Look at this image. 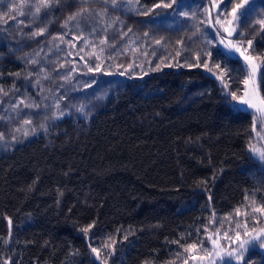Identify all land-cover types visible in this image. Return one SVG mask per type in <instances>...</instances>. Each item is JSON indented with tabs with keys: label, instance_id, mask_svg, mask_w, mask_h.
I'll use <instances>...</instances> for the list:
<instances>
[{
	"label": "trees",
	"instance_id": "1",
	"mask_svg": "<svg viewBox=\"0 0 264 264\" xmlns=\"http://www.w3.org/2000/svg\"><path fill=\"white\" fill-rule=\"evenodd\" d=\"M161 2L127 6L117 0L119 11L104 0H88V22L99 19L98 10L115 19L104 34L82 26L80 16L64 26L81 0H60L39 18L28 14L35 0H0V86L9 91L0 93L6 138L0 141V264H102L89 245L112 241L108 264H183L191 254L181 245L202 239L210 248L206 237L215 238L217 228L221 236H234L229 229L245 219L236 208L247 211L253 199L264 206V160L249 150L255 115L236 112L235 101L226 103L220 80L203 66H188L197 63V53L202 64L203 53L211 52L209 67L220 63L223 69L227 62L236 89L244 78L241 61L217 54L216 30L200 23L205 0L154 7ZM250 2L255 25L264 17V0ZM145 9L152 11L140 14ZM41 27L45 32L33 36ZM258 29L244 28L241 41L255 37L253 54L264 53ZM239 32L237 27L235 42ZM96 65L99 71H88ZM257 82L264 95L259 74ZM21 99L40 107L13 112ZM24 119L32 124L23 125ZM213 212L216 222L210 223ZM93 223L87 234L81 231ZM255 226L264 227V217ZM248 247L243 264H264V251ZM194 254L203 252L198 247Z\"/></svg>",
	"mask_w": 264,
	"mask_h": 264
},
{
	"label": "snow or ice",
	"instance_id": "2",
	"mask_svg": "<svg viewBox=\"0 0 264 264\" xmlns=\"http://www.w3.org/2000/svg\"><path fill=\"white\" fill-rule=\"evenodd\" d=\"M60 3V0H35V3L31 4L29 6V12L28 14L32 17L39 18L40 13L42 10L44 11L45 17L48 15V11L52 9L53 6H58ZM88 3V0H81V7L79 11L73 13L68 17V19L65 21V27H67L68 23L70 21L76 20L78 16L84 17L85 19L91 18V12L90 9L85 7ZM105 4L110 3L113 8L117 7V0H104ZM124 3L127 6H134L139 4V0H124ZM176 3V0H170V2H162L154 4V7H164V8H172L173 5ZM206 7L203 8L204 13V20H201V24H206L207 27L215 29V35L221 37L219 39V44L223 46V49H228L227 52H225L223 49L218 50V55H223L226 58V61L231 58V56L234 53H239V56L243 58L244 63L241 65V68L239 69L240 72L244 74V78L238 82L237 88L232 89L230 87L229 81L233 80V77L228 76V69H227V62L225 63L224 68H221L220 63H214L212 67H209V58L212 56L211 52H204L203 53V63H200L201 56L199 53L196 54V61L197 63L188 65L189 67H201L203 66L209 73H212L213 76H215L217 79L220 80L221 84L223 85V89L225 91V99L226 103H230L231 101L236 102L235 111L236 112H243L247 111L248 109L254 110L256 114V119H258L261 124H264V95L260 94L259 91V85L257 82L258 74H259V80L260 82H264V73H261V68L264 67V53H255L253 54L250 52L252 50L253 46V38L247 39L246 45L241 43L243 41L244 36V28L248 26H252L255 28V25H259V32H264V17L258 19L255 21V25L252 24V21L250 20V16L253 11V4L250 2V0H242L241 3H233V0H205ZM243 9V11H241ZM152 11V9H145L143 15H148L149 12ZM215 11V15H213V12ZM20 15H24L25 13L21 10ZM178 14H182L184 16H188L189 14L187 12H181ZM104 15H106V10L102 12L96 13L97 17L102 18ZM229 16L231 19H229ZM191 18H195L194 16ZM20 23H23V21H20ZM237 27H240V32L237 36V41L234 42L232 39H230L234 33L237 31ZM222 29V32H221ZM199 31V28L197 29ZM94 31V29H93ZM131 31V29H129ZM45 32V28L41 27L38 31L33 32V36L42 35ZM226 34L224 36L223 34ZM126 35V33H125ZM63 41V37L60 38ZM78 39H83V37H78ZM71 46H74L72 44V41H66ZM89 41L85 40V44L87 45ZM101 45L106 43V38L101 39L99 42ZM156 43H160V41H156ZM209 44H211V41H208ZM261 43L264 44V37L261 38ZM114 46V45H113ZM103 51V49H101ZM71 54V53H69ZM179 55V53H177ZM80 59H84V57H80ZM95 59H99V56H96ZM237 62L239 60L237 59ZM32 63H36V61H32ZM170 66V65H169ZM100 66L96 65L94 68L89 67L88 71H99ZM3 73H0V76H2ZM9 75H15L16 77L20 76V73H14ZM123 75V73H121ZM227 76V80L225 77ZM47 78V77H45ZM64 79H69V76H64ZM37 84H39V81H36ZM239 84H243V89H240ZM13 91H19V89L16 88L15 83L12 85ZM238 92L240 93L238 95ZM0 93H2L4 96L9 95V91L5 90L3 86H0ZM0 103H3L2 100H0ZM244 107H239V106ZM23 108H39L40 105L36 103L34 100H27V99H21L16 103L12 104V111L19 113L22 111ZM56 107L58 108L59 105L57 103ZM80 112H84V108L81 107L78 109ZM60 116H63L64 113L60 112ZM59 118V117H57ZM4 117L0 116V120H3ZM256 119L253 121V130H255V123ZM23 125H31L32 120L31 119H24L22 121ZM41 127H44L41 125ZM46 130V129H45ZM14 132H20L21 128H15L13 130ZM35 129H33V132ZM29 133L27 130L23 131V135L27 136ZM256 136L264 141V135H261V133L257 132ZM6 138L2 132H0V141H4ZM12 141H15L17 137L15 135H12L11 137ZM249 150L250 152L256 154L261 160H264V147H257L254 144H249ZM254 196V194H253ZM210 199V198H209ZM247 200L248 197H245ZM247 211H241L240 208L235 209V215L236 216H244L245 219L243 221H236L234 228H230L229 230L234 232V236H229L228 231H225L223 235L221 236L220 229L217 228L215 230V237L212 233H208L207 240L209 241L211 247L210 248H204L203 247V240H199L198 242H193L191 244H188L186 247L184 245H181L183 248L184 253H190V258L193 261H199L201 264L203 262H207V264H232L233 261L239 262V264H243L245 254L249 251V245L258 246L260 248H264V227H256L255 225L260 224V217H264V206H255L254 199L249 201V203L246 205ZM259 214L257 216L256 214ZM252 218V222L254 224V227L251 231H249V221L247 217ZM226 220L231 221V215L228 217H225ZM215 213H212V219L210 220V223H215ZM9 225H11V220L8 221ZM94 227L93 224H89L87 227H84L81 229L82 232L87 234L90 229ZM240 229H243V236L247 237V239H243L241 235ZM207 231V229H205ZM111 240V238H109ZM124 240L128 239V236L125 235L123 237ZM221 241H224L225 243H221ZM254 242H258L257 245H254ZM4 243H8L7 240L4 241ZM173 243H179V241H173ZM235 244L236 247H233L232 245ZM115 241H112L111 243H103L99 247L89 245L91 249V253L94 254L96 260H101L102 264H108V259L114 254L115 252ZM199 249L203 252V255L197 256L194 253ZM104 250V256H101V250ZM179 257V253L177 254ZM6 264H10V261H6ZM145 264H148L146 261ZM183 264H188V259H183Z\"/></svg>",
	"mask_w": 264,
	"mask_h": 264
},
{
	"label": "rangeland",
	"instance_id": "3",
	"mask_svg": "<svg viewBox=\"0 0 264 264\" xmlns=\"http://www.w3.org/2000/svg\"><path fill=\"white\" fill-rule=\"evenodd\" d=\"M109 5H110V8H113L112 6H111V4L109 3ZM121 8L123 9V12H127V7H125L124 5H122L121 6ZM113 9H117V10H119V11H122L121 9H119L118 7H116V8H113ZM98 12H102V11H100V10H98L97 11V13ZM213 15H215V11L213 12ZM99 19H97V20H93V21H90V22H88L87 21V19H85V21L83 22V25H82V22H81V25L82 26H84L85 28L87 27V29H89L91 32L93 31V29H94V31L95 32H100V33H104V34H106L112 27H113V25H114V17H113V15H111V14H109V13H107L106 12V15H104L102 18H100V17H98ZM229 19H231V17H229ZM118 22V21H117ZM121 22V21H120ZM123 24V22H121V25ZM119 27V26H118ZM121 27V26H120ZM119 29H121V28H119ZM119 29H117L116 30V32L119 34V35H121V34H125L126 32L124 31H120ZM85 34V33H84ZM86 35V34H85ZM85 35H82V37H83V39H85ZM224 36H226V34H224ZM221 37H218V40H217V44H218V46L221 48V49H223V46L222 45H220L219 44V39H220ZM132 38L129 36V35H127V40H131ZM230 39H232V37L230 38ZM233 40V39H232ZM234 41V40H233ZM235 42V41H234ZM80 44H82V43H80ZM225 52H227L228 51V49H223ZM232 57H235V58H238L240 61H241V63L243 64L244 63V61H243V58L242 57H240L239 56V53H234L233 55H232ZM257 80H258V78H257ZM237 106V105H236ZM239 107H244V106H239ZM248 111H250V112H252L254 115H255V119H256V114H255V112H254V110H252V109H248ZM257 132H259V133H261V135H264V124H261V122L258 120V119H256V123H255V130H254V137H255V141H254V145H256L257 147H264V141H262V140H260L257 136H256V133ZM252 153V152H251ZM252 155H255L256 157H258L256 154H254V153H252ZM259 158V157H258ZM216 238V237H215ZM243 239H247V237H243ZM222 242H224V241H221V243ZM258 244V242H254V245H257ZM233 247H236V245L235 244H233L232 245ZM250 246V245H249ZM258 247V246H257ZM260 248V247H259ZM260 249H262L263 251H264V248H260ZM188 264H201V262H199V261H193L192 259H190L189 261H188ZM203 264H207V262L205 261V262H203ZM218 264H219V262H218Z\"/></svg>",
	"mask_w": 264,
	"mask_h": 264
}]
</instances>
